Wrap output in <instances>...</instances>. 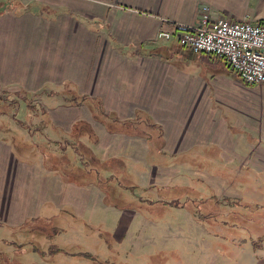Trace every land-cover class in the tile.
Returning <instances> with one entry per match:
<instances>
[{"label": "crops", "instance_id": "crops-1", "mask_svg": "<svg viewBox=\"0 0 264 264\" xmlns=\"http://www.w3.org/2000/svg\"><path fill=\"white\" fill-rule=\"evenodd\" d=\"M201 7L214 18L264 19L247 9L246 0H0V44H7L0 45V58L9 59L5 48L12 44L21 58L17 63H35L16 65L13 74L0 66V91L33 100L30 108H0V203L6 207L0 212L2 264H18L20 257L26 264H78L81 259L94 264L78 256L94 258L77 237L85 234L83 224L96 228L86 214L100 209L114 180L138 204L161 206L166 198L187 193L207 204L209 216L223 218L224 226L235 228L227 220L237 218L242 237L227 243L244 259L249 254L253 261L245 264H264L259 260L264 258V216L242 218L247 206L264 211V86L245 85L212 56L155 39L159 30L196 26ZM86 52L91 53L87 60ZM216 65L234 79L218 75ZM107 70L109 80L121 81L115 109L85 88L91 76L93 82L106 80ZM34 82L37 88L26 86ZM223 89L231 92L219 102ZM125 99L156 101L158 116L136 106L122 117L116 109ZM63 110L73 117L68 130L52 118ZM82 110L90 120L79 117ZM166 116L173 120L167 122ZM193 132L196 137L185 149L168 142ZM135 139L144 144L136 161ZM157 173L161 178H153ZM44 187L50 192H42ZM223 198L234 203L226 205ZM28 224L35 228L27 230ZM37 227L59 234L49 239ZM259 241L261 247L253 248ZM55 249L59 252H51Z\"/></svg>", "mask_w": 264, "mask_h": 264}, {"label": "rangeland", "instance_id": "rangeland-1", "mask_svg": "<svg viewBox=\"0 0 264 264\" xmlns=\"http://www.w3.org/2000/svg\"><path fill=\"white\" fill-rule=\"evenodd\" d=\"M246 7L247 9L249 7L252 9L254 8L261 17L264 18V0H246ZM5 19L6 18L1 20V26H6L5 22L7 21H5ZM255 21L264 23V19ZM2 44L4 47L7 45L5 43ZM13 49L14 46L12 44L5 48V54L9 56V61L5 57L0 58V66H5V71L8 74L9 72L13 74L14 71L19 70L14 67L16 65L35 64L27 60H21L20 63H17L16 61L21 58L17 56V47L15 51H13ZM90 55V52H86L85 59L87 60ZM69 58L72 59L70 56ZM97 58L98 53H94L92 59L96 61ZM213 69L218 75H221V77L230 80L234 79L231 72L218 65L214 66ZM102 77L104 79L109 77V70H107V73L103 74ZM93 80L94 76H91V81L88 82L85 87L86 91L91 95L103 96L105 99V107L108 109H115L116 100L113 96L120 92L121 87H119V84L121 81L116 80L113 82V80L107 78L102 83H97V80L94 82ZM215 85L219 90L220 85ZM26 86L29 89H35L39 86V83L34 82ZM223 91L226 92L217 95L219 102H221V98H228L229 92H231V90L228 89H223ZM0 97V100H3L2 102L4 103L0 104V108H3V106L5 108H12L11 105L15 104L17 100H20L17 103L22 106H26L29 102V99L21 100V96H9L6 91H0ZM8 101H13L14 103L10 104ZM152 102L156 103V101L138 100L135 102L126 99L120 100V105L116 110L122 117H126L131 114L134 107L142 106L149 109L150 112L157 117L158 107H154ZM224 102L227 103L228 100ZM148 103H150V105H148ZM29 106H31V104ZM228 107L230 109L236 108L231 105ZM2 110H4V108ZM173 111H176V107H174ZM70 114L71 112L66 110L54 112L52 113V118L57 124L62 125L65 130H68L73 118ZM73 114L76 115L75 112ZM79 117L90 120L89 114L84 110L79 112ZM163 119L167 122L173 120L171 116L163 117ZM190 119H192V117ZM188 126L187 124L185 125V127ZM198 126H201V124L198 123L196 128H198ZM216 126L217 124L215 123V127ZM93 127L98 130L97 126ZM168 133L169 132H166V134ZM194 133L195 132L189 134L185 133L186 135L184 136L183 134L181 138H168V142L174 140L176 141L174 145L180 144V148L185 149L194 141L193 139L196 137ZM210 140L211 137H208L207 141ZM132 141L137 147L134 159L135 161L141 160L144 149L143 140L135 139ZM124 144L125 142H123V145ZM4 162L8 164L6 160ZM2 164L3 163H0V166L3 169L4 166ZM190 167L194 168L196 165L190 164ZM157 175L161 178V173L154 174L153 178H157ZM171 175L172 173L170 176ZM115 178L117 179V177ZM9 182L11 185L13 184V181ZM110 187V193L109 196H107L108 199L104 194L102 196L103 200L100 204V209L97 210L94 215L89 213L86 214V220H88V217L92 218L93 224H96V228L93 229L89 227V224L87 227H84L83 224L82 232L85 231V234L84 236L77 237H80L82 242L85 243L87 247L86 250L93 254L95 258V261H93L94 264H245V260L253 261L249 258V254H246L245 256L247 259H244V256L241 255L240 249L237 246H232L227 243L228 239L242 237L239 229V223L241 222L237 218L229 220V224H234L236 226L232 229L220 223L222 219H220L219 223L216 225H214L213 222H208L206 219H200L198 215L199 210L201 211L199 214H204V216H206L208 207L206 204H196L194 202V195L187 193L180 194L177 199L181 201L174 202V204L170 203L177 199L170 201L166 198V203H163L161 206H145L143 203L138 204V199L131 194V191L124 190V185L119 184L117 180L112 181ZM41 191L45 194L47 191L50 192V190H47L45 187L42 188ZM182 201L185 202L183 205L182 203L180 204ZM4 210H6V207H4L3 203H0V212L4 213ZM31 228H35V224L34 226L28 224L26 229L29 230ZM37 229L41 234H45L46 232L44 228L37 227ZM258 243H260V241L257 242V244ZM108 246H111L113 249L112 252ZM0 249L2 250L3 248ZM17 259L18 260L15 261H18V264H26L22 257ZM263 259L264 258H260L259 260L264 261ZM76 262H78V264H93L83 259L77 260ZM0 264H2V262H0Z\"/></svg>", "mask_w": 264, "mask_h": 264}, {"label": "built area", "instance_id": "built-area-1", "mask_svg": "<svg viewBox=\"0 0 264 264\" xmlns=\"http://www.w3.org/2000/svg\"><path fill=\"white\" fill-rule=\"evenodd\" d=\"M194 27L177 26L159 30L157 41H176L194 55H208L223 61L248 86H264V23L212 17L208 7Z\"/></svg>", "mask_w": 264, "mask_h": 264}, {"label": "trees", "instance_id": "trees-1", "mask_svg": "<svg viewBox=\"0 0 264 264\" xmlns=\"http://www.w3.org/2000/svg\"><path fill=\"white\" fill-rule=\"evenodd\" d=\"M15 100H17V99H15ZM21 100H23V99H21ZM18 101H20V100H17V102ZM82 101H89V99H82ZM7 102V101H6ZM10 104H13L14 102L13 101H8ZM15 103V104H18V103ZM32 102H33V100H31V101H29L28 102V104L26 105L27 107H32V106H29L30 104H32ZM15 104H13V105H15ZM93 104V103H92ZM37 106H39V105H37ZM213 201H215L216 199H214L213 197L211 198ZM210 200V199H209ZM220 202H223L224 204H226V205H228V204H232V203H234V202H231L230 200H228V199H225V198H223L222 200H220ZM174 204V201L173 202H171L170 204ZM182 203V205L185 203L184 201H182V202H180V204ZM196 203V202H195ZM196 204H198V203H196ZM201 204V203H200ZM202 204H206V203H202ZM207 205V204H206ZM198 207H199V205H198ZM259 211V209L258 208H255L254 209V207H252V206H247L246 207V211H245V217H242L245 221H252V220H254V218L257 216V215H263L264 216V211L262 212V213H259L258 212ZM199 212H201L200 210H199ZM199 212H198V215H199V218L200 219H206L208 222H216V221H218V220H220L221 219V217L220 216H214V217H211V216H209V214H207L208 213V210H207V212H206V216H204V214H199ZM223 219V218H222ZM231 219H234V218H231ZM231 219H229V220H231ZM216 220V221H215ZM229 220H227L228 222H230ZM218 223V222H217ZM57 234H59V231L58 230H56V229H51L50 231H48V232H45V237H48L49 239H51V238H53V237H55V236H57ZM260 243H261V241H260ZM260 243H253L252 244V246H253V248L255 247V248H259V247H261V245H260ZM34 250H37V249H34ZM51 252H55V253H57V252H59L58 250H54V251H51ZM55 253H50V254H55ZM78 256H80V257H83V258H85V259H88V260H90V261H95V259L91 256V255H89V254H81V255H78Z\"/></svg>", "mask_w": 264, "mask_h": 264}]
</instances>
